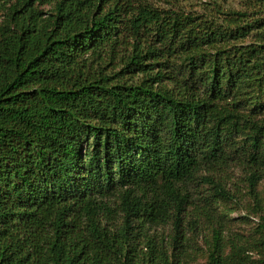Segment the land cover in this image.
I'll use <instances>...</instances> for the list:
<instances>
[{
	"label": "trees",
	"instance_id": "16d2710c",
	"mask_svg": "<svg viewBox=\"0 0 264 264\" xmlns=\"http://www.w3.org/2000/svg\"><path fill=\"white\" fill-rule=\"evenodd\" d=\"M215 8L0 0V264H189L191 187L232 196L205 172L258 199L264 13ZM248 252L214 226L207 264Z\"/></svg>",
	"mask_w": 264,
	"mask_h": 264
},
{
	"label": "rangeland",
	"instance_id": "374dc122",
	"mask_svg": "<svg viewBox=\"0 0 264 264\" xmlns=\"http://www.w3.org/2000/svg\"><path fill=\"white\" fill-rule=\"evenodd\" d=\"M134 3L142 1L161 8L181 9L196 13L215 14L217 6L224 10H247L254 4L262 5L264 0H131ZM51 5L40 6L48 11ZM2 17H0V22ZM213 180L223 183L232 194L231 198H223L215 209H211L204 196L209 195L207 183L191 187L193 196L197 199L190 206L187 205L185 229L192 238V249L189 264H207L208 249L212 240L214 226L223 227V236L227 244V253L230 252V243L237 241L243 244L253 258L264 256V232L260 228L261 215L264 207V178L258 182L254 197L247 181L248 174L241 167H233L227 172L204 173ZM204 181V179H202ZM201 180V181H202ZM210 191V189H209ZM190 216H187L189 215ZM190 218V220H189ZM158 231L165 234L173 232L172 222L158 227ZM263 242V243H262Z\"/></svg>",
	"mask_w": 264,
	"mask_h": 264
}]
</instances>
